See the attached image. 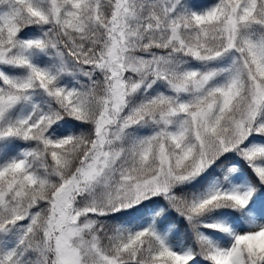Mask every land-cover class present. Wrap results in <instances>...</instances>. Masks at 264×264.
<instances>
[{"label": "snow or ice", "instance_id": "6c2138e0", "mask_svg": "<svg viewBox=\"0 0 264 264\" xmlns=\"http://www.w3.org/2000/svg\"><path fill=\"white\" fill-rule=\"evenodd\" d=\"M0 264H264V0H0Z\"/></svg>", "mask_w": 264, "mask_h": 264}]
</instances>
